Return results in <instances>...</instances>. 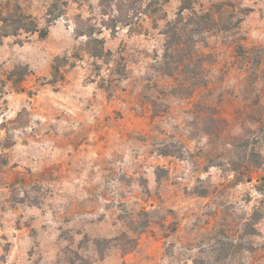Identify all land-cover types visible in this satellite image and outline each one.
<instances>
[{
	"label": "rangeland",
	"instance_id": "obj_1",
	"mask_svg": "<svg viewBox=\"0 0 264 264\" xmlns=\"http://www.w3.org/2000/svg\"><path fill=\"white\" fill-rule=\"evenodd\" d=\"M52 1L0 0V264H264V0Z\"/></svg>",
	"mask_w": 264,
	"mask_h": 264
},
{
	"label": "trees",
	"instance_id": "obj_2",
	"mask_svg": "<svg viewBox=\"0 0 264 264\" xmlns=\"http://www.w3.org/2000/svg\"><path fill=\"white\" fill-rule=\"evenodd\" d=\"M69 1L70 0L52 1L46 12L47 24H51L53 21L59 19L63 15L64 9H59L58 3H62L64 6H66ZM187 9H189V4H186L185 0H183V3L178 11L179 18H181L182 13ZM194 16L198 17L200 20L197 23L195 29L186 30V26L180 27L181 20L177 18L175 21L167 23L164 32L166 56L167 58H169V60H171L166 69V74L174 76L179 82L182 81L181 83H179L180 86L186 84V81L184 79L179 78L181 77L180 74L182 72L184 74L183 68L185 66H190L193 59L192 51L194 49V42L193 40H191V35L209 31L216 26V21L209 13H205L202 15H197L196 13H194ZM113 22V25L108 26L111 30L116 29L115 22L117 21L115 20ZM20 32H24L27 34L38 33L40 37H44L47 34V30L39 29L35 19L31 15L23 13L21 11V8L17 4L13 8L8 10L6 14L0 11V44L3 38L8 36H16ZM78 35L87 36L89 39H91V41L97 44L90 50L92 56L103 57L105 54L109 53L107 51L105 52L104 50L103 40L100 38H94L95 33L93 32V30H88V32L84 33L78 32ZM187 51L188 54L185 57H183V55L179 56V54ZM191 84L192 83L190 82V87Z\"/></svg>",
	"mask_w": 264,
	"mask_h": 264
}]
</instances>
